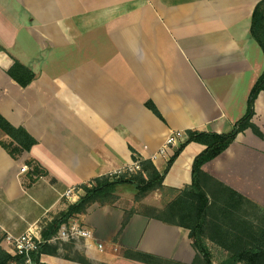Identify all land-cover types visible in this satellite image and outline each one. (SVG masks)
<instances>
[{
    "label": "crops",
    "instance_id": "crops-1",
    "mask_svg": "<svg viewBox=\"0 0 264 264\" xmlns=\"http://www.w3.org/2000/svg\"><path fill=\"white\" fill-rule=\"evenodd\" d=\"M261 1L0 0V114L37 141L13 157L5 148L12 140L0 130V246L8 252L7 234L42 235L84 196L83 185L126 170L134 154L164 173L181 144L160 154L172 133L231 132L264 70L250 33ZM16 62L35 75L27 87L9 74ZM252 122L264 135V93ZM204 150L187 145L164 186L191 185ZM203 173L209 196L221 183L252 202L249 212L264 209V137L252 129ZM69 189L73 201L65 197ZM123 199L75 215L70 221L93 238L64 242L58 255L42 254L41 264H147L126 250L194 263L190 230L141 213L124 225L131 201Z\"/></svg>",
    "mask_w": 264,
    "mask_h": 264
},
{
    "label": "trees",
    "instance_id": "trees-1",
    "mask_svg": "<svg viewBox=\"0 0 264 264\" xmlns=\"http://www.w3.org/2000/svg\"><path fill=\"white\" fill-rule=\"evenodd\" d=\"M250 33L264 53V0L254 9ZM9 74L22 87L29 86L35 79L34 73L19 62L14 64ZM261 93H264V70L250 93L245 116L234 125L231 132L220 134L188 130L186 139L169 160L164 173H161L151 160H143L134 154L133 160L140 163V170L135 173L124 172L98 177L89 184L83 185L84 196L56 219L42 233V237L48 239L55 235L63 224H67L75 215L85 213L94 203L114 206L118 201V188L123 185H132L138 192V199L156 191L161 192L162 195L172 196L171 201L163 209H155V215L147 216L168 225L190 230L192 245L197 252V258L193 264H214L212 251L207 244L208 240L229 252L228 257L220 264H264V226L258 227L257 222L250 218L252 210L249 212L248 206H253L252 202L221 183H217L220 188L218 195L209 196L204 187V179L208 177L203 173V166L224 153L245 130L252 129L257 136L264 137L261 130L252 122L255 115V103ZM146 106L163 120L153 102H147ZM0 130L12 140L11 144L5 148L13 157L30 151L37 144L36 139L24 128L13 126L1 114ZM193 142L204 145L205 150L194 160L192 184L180 191L167 189L164 186L167 173L185 147ZM133 215L134 212H126L124 225ZM58 249V246L44 245L37 257L38 261L42 254L58 255ZM125 255L147 264H180L132 250H126ZM13 261L21 262L22 258L13 256L0 246V264H10Z\"/></svg>",
    "mask_w": 264,
    "mask_h": 264
},
{
    "label": "built area",
    "instance_id": "built-area-1",
    "mask_svg": "<svg viewBox=\"0 0 264 264\" xmlns=\"http://www.w3.org/2000/svg\"><path fill=\"white\" fill-rule=\"evenodd\" d=\"M186 139V134L182 132H175L170 134L167 139L166 146L160 151V154L166 153L170 146H175L182 143ZM22 172L29 171L28 166L21 168ZM140 170V163L134 162L126 170L119 172L121 174L124 172L135 173ZM74 189H69L65 193V197L70 201L74 200L73 197ZM93 238V233L87 230L84 226L76 221H69L67 224H63L59 231L48 239L42 237L41 234L34 232L29 229L26 233L21 236H14L12 234H7L5 242L8 245V252L15 257H21V262L13 261L10 264H41V261L37 259L40 254L41 248L46 245H61L64 242H70L72 240L85 239L89 240ZM102 246H100L101 248Z\"/></svg>",
    "mask_w": 264,
    "mask_h": 264
},
{
    "label": "rangeland",
    "instance_id": "rangeland-1",
    "mask_svg": "<svg viewBox=\"0 0 264 264\" xmlns=\"http://www.w3.org/2000/svg\"><path fill=\"white\" fill-rule=\"evenodd\" d=\"M118 192H121L122 195H118L119 194ZM118 192H117L118 201L120 200V198L124 197L125 199L123 200H125V203L130 204L129 202L130 200L131 201L130 209L127 210L126 212H132V213L134 212V214L141 213L150 216L155 215L156 214V212L154 211L155 209H163L167 205V203L172 199V196L170 197V195L169 196L162 195V193L159 191L151 192L142 199H138L137 198L138 192L132 185L121 186ZM118 201H116V204L118 203ZM156 205H160V206H156ZM257 206H258L257 208L253 209V211L250 212L251 213L250 218L257 222L258 227H263L264 209L260 208L261 207L260 205ZM75 241L78 240H72L71 242H75ZM207 244L212 251L213 261H215L217 264H220L228 257L229 252L227 250L215 245L210 240L207 241ZM54 246H59V245H54ZM67 255L73 258H77V255L73 254L72 251L67 253ZM86 264H90V263L87 262Z\"/></svg>",
    "mask_w": 264,
    "mask_h": 264
}]
</instances>
